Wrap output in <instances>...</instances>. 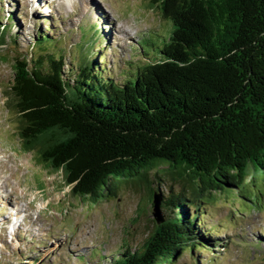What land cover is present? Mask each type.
<instances>
[{
	"label": "trees",
	"instance_id": "obj_1",
	"mask_svg": "<svg viewBox=\"0 0 264 264\" xmlns=\"http://www.w3.org/2000/svg\"><path fill=\"white\" fill-rule=\"evenodd\" d=\"M153 4L172 23L171 35L133 80L107 70L99 37L65 73L59 40L40 30L32 58L16 57L7 95L22 148L61 174L73 198L96 205L123 186L148 185L154 170L162 180L161 166L187 186L190 195L169 199L159 184L149 187L152 204L160 195L171 215L141 247H123L108 264H172L200 251L213 235L204 233L200 205L242 189L251 171L264 174V0ZM8 40L0 25V47Z\"/></svg>",
	"mask_w": 264,
	"mask_h": 264
},
{
	"label": "rangeland",
	"instance_id": "obj_2",
	"mask_svg": "<svg viewBox=\"0 0 264 264\" xmlns=\"http://www.w3.org/2000/svg\"><path fill=\"white\" fill-rule=\"evenodd\" d=\"M88 2L0 0V25L7 26L9 37L0 47V264H108L123 247H141L156 230L149 187L159 184L165 199L184 190L190 195L161 166L162 180L154 170L148 185L123 186L117 196L93 205L73 198L61 174L46 172L22 148L7 95L16 57L32 58L40 30L59 40L56 54L64 58L65 73L77 68L74 58H82L79 52L85 46L88 52L99 37L100 55L118 81L133 80L138 66L158 59L171 35L172 23L154 0ZM251 173L242 189L217 193L212 203L200 205L201 226L213 233L212 241L172 264H197L198 258L200 264H264V174ZM187 205L194 213L196 207ZM162 215L167 219L171 212L163 208Z\"/></svg>",
	"mask_w": 264,
	"mask_h": 264
},
{
	"label": "water",
	"instance_id": "obj_3",
	"mask_svg": "<svg viewBox=\"0 0 264 264\" xmlns=\"http://www.w3.org/2000/svg\"><path fill=\"white\" fill-rule=\"evenodd\" d=\"M161 202V196L156 194L153 202V216L158 224H162L165 221V218L162 215Z\"/></svg>",
	"mask_w": 264,
	"mask_h": 264
},
{
	"label": "bare ground",
	"instance_id": "obj_4",
	"mask_svg": "<svg viewBox=\"0 0 264 264\" xmlns=\"http://www.w3.org/2000/svg\"><path fill=\"white\" fill-rule=\"evenodd\" d=\"M37 1H45V0H37ZM82 1H83V3L86 2V4H87L88 6L90 5L89 2H88V0H82ZM88 8H90V7H88ZM1 186H2V185H1ZM1 186H0V187H1ZM1 188H2V187H1ZM18 212H19V211H18Z\"/></svg>",
	"mask_w": 264,
	"mask_h": 264
}]
</instances>
